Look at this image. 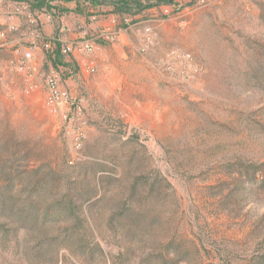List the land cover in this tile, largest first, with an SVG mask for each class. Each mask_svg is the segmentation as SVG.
Here are the masks:
<instances>
[{"label": "rangeland", "instance_id": "obj_1", "mask_svg": "<svg viewBox=\"0 0 264 264\" xmlns=\"http://www.w3.org/2000/svg\"><path fill=\"white\" fill-rule=\"evenodd\" d=\"M193 1L151 7L101 76L0 63V264H264V0ZM68 195L78 240L42 219Z\"/></svg>", "mask_w": 264, "mask_h": 264}, {"label": "crops", "instance_id": "obj_2", "mask_svg": "<svg viewBox=\"0 0 264 264\" xmlns=\"http://www.w3.org/2000/svg\"><path fill=\"white\" fill-rule=\"evenodd\" d=\"M50 4V10L47 6L38 10L27 0H0V63L15 66L31 51L36 68L54 65L70 74L68 83L75 81L71 68L87 78L94 64L101 76L103 67L112 64L114 54H120L139 35L137 25L146 24V13L153 10L123 14L113 3L93 4L89 0H50ZM18 6L24 9L17 12ZM45 40L54 44V51L43 48ZM78 40L93 42L96 53L61 52V46Z\"/></svg>", "mask_w": 264, "mask_h": 264}, {"label": "trees", "instance_id": "obj_3", "mask_svg": "<svg viewBox=\"0 0 264 264\" xmlns=\"http://www.w3.org/2000/svg\"><path fill=\"white\" fill-rule=\"evenodd\" d=\"M30 2L33 6L34 9L41 10L42 8L46 7L50 10L52 8V4H50V0H27ZM93 4H98L100 2H110L113 3L116 6V11L119 13L123 14H138L142 13L146 9H149L151 7H160L161 5L169 4L173 0H89ZM146 1V2H144ZM61 11H64L65 8H61ZM7 203H8V198L5 194L0 193V214H7ZM53 212L51 213L50 211H47L44 218V222L47 219H53V217L60 216L64 219L68 220H73L76 225L72 227L70 231L71 233V239H76L78 240L80 238V235L77 232V225L78 222L81 220L80 216L78 215V211L76 210V203L75 199L68 195L65 197L63 200L59 201L58 203H53ZM52 204V205H53ZM43 217V216H42ZM36 220L41 219L40 216L35 217ZM39 238H44L47 237V230L45 227L41 226L39 229ZM10 237V230L6 228L5 223L0 221V240L5 241L6 239L8 240ZM83 239L81 238L82 243ZM43 243V242H42ZM67 243V242H66ZM70 245L69 243H67ZM163 264H169L167 260L163 261Z\"/></svg>", "mask_w": 264, "mask_h": 264}, {"label": "built area", "instance_id": "obj_4", "mask_svg": "<svg viewBox=\"0 0 264 264\" xmlns=\"http://www.w3.org/2000/svg\"><path fill=\"white\" fill-rule=\"evenodd\" d=\"M222 0H194L191 5L196 7H206L210 4L220 2ZM24 9V6H18L16 11L21 12ZM165 14L170 12L169 8L166 6L163 9ZM43 48L46 50H53L56 48L54 44L48 40L43 42ZM61 52L64 54H68L74 50H79L82 52H94L95 45L93 42L88 40H78L69 42L68 44H64L60 48ZM34 58V55L31 51L27 52L19 63L16 65V69L18 70H26L32 67L30 60ZM27 83H26V91L30 92L34 89L35 84L33 83L32 73H29L27 76ZM46 87H47V96H46V104L47 106L55 113H57L63 120H68L69 117V109L68 106L71 101L70 94L61 88L59 79L57 76L50 75L46 80Z\"/></svg>", "mask_w": 264, "mask_h": 264}]
</instances>
